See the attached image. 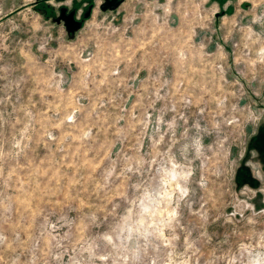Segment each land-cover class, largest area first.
Instances as JSON below:
<instances>
[{
  "label": "rangeland",
  "instance_id": "1",
  "mask_svg": "<svg viewBox=\"0 0 264 264\" xmlns=\"http://www.w3.org/2000/svg\"><path fill=\"white\" fill-rule=\"evenodd\" d=\"M104 2L0 0V264H264V0Z\"/></svg>",
  "mask_w": 264,
  "mask_h": 264
},
{
  "label": "flooded vegetation",
  "instance_id": "2",
  "mask_svg": "<svg viewBox=\"0 0 264 264\" xmlns=\"http://www.w3.org/2000/svg\"><path fill=\"white\" fill-rule=\"evenodd\" d=\"M118 3L119 2V0H105V2L103 3V9L104 8H106V7H108V6H111L112 4H114V3ZM82 13H81V17H84V16H87V15H89L91 12H92V9H85V10H82L81 11ZM62 15L63 16H67L68 14L64 11L63 13H62Z\"/></svg>",
  "mask_w": 264,
  "mask_h": 264
},
{
  "label": "water",
  "instance_id": "3",
  "mask_svg": "<svg viewBox=\"0 0 264 264\" xmlns=\"http://www.w3.org/2000/svg\"><path fill=\"white\" fill-rule=\"evenodd\" d=\"M114 4H117V2ZM64 18H65V22H66L68 30H72L76 28L77 26H79V22L74 21L71 15L64 16Z\"/></svg>",
  "mask_w": 264,
  "mask_h": 264
}]
</instances>
